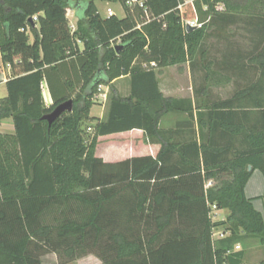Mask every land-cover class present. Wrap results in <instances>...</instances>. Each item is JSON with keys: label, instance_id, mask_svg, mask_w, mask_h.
I'll return each mask as SVG.
<instances>
[{"label": "trees", "instance_id": "1", "mask_svg": "<svg viewBox=\"0 0 264 264\" xmlns=\"http://www.w3.org/2000/svg\"><path fill=\"white\" fill-rule=\"evenodd\" d=\"M102 1L119 3L124 16H102L95 0H0V60L10 69L0 120L14 127L0 132V264H41L51 252L60 264L88 254L103 264H246V239L264 246V218L244 192L254 170L264 177V0H197L204 24L190 31L178 0H142L147 13L128 0ZM68 8L77 16L73 30ZM237 15L257 18L263 32L248 57L254 81L217 101L165 96L158 72L203 64L213 25L205 20ZM72 58L78 90L61 71ZM210 63L202 65L206 79L229 80ZM125 75L129 95L113 96L106 119L87 132L82 125L99 85ZM43 80L53 92L49 106ZM68 99L70 112L51 124L42 119ZM169 113L187 118L160 128ZM131 130L159 145L155 156L135 144L123 160L96 154L100 136ZM213 206L226 209L225 218L213 220ZM215 230L224 237L213 238Z\"/></svg>", "mask_w": 264, "mask_h": 264}, {"label": "rangeland", "instance_id": "2", "mask_svg": "<svg viewBox=\"0 0 264 264\" xmlns=\"http://www.w3.org/2000/svg\"><path fill=\"white\" fill-rule=\"evenodd\" d=\"M97 6L103 15L106 13V8L111 7L118 17L124 16L123 8L119 3L97 0ZM216 10L223 11V6L217 5ZM185 13V17H192L189 9H186ZM197 15L199 18L198 11ZM205 22H212L213 25L204 42L207 57L203 64L199 59L192 68L184 64L180 67H166L161 71L162 88L172 97H190L196 102L201 99H208L210 102L226 99L256 78L257 70L249 63L248 57L258 51L263 43V32L259 27L258 19L237 15L232 21L228 19L224 22L217 18L215 20L207 18ZM208 61H211L209 66L212 70L219 71L224 78L229 77V80L216 84L211 79H206V70L202 65L207 64ZM186 118L184 114H177L166 116L162 121L168 125L177 119ZM99 149L102 150V144ZM220 216L221 214H215L212 219L216 220ZM247 243L250 248L247 250L246 261L259 263L264 258V246L260 245L257 239Z\"/></svg>", "mask_w": 264, "mask_h": 264}, {"label": "crops", "instance_id": "3", "mask_svg": "<svg viewBox=\"0 0 264 264\" xmlns=\"http://www.w3.org/2000/svg\"><path fill=\"white\" fill-rule=\"evenodd\" d=\"M95 5L98 10L97 0H95ZM98 12L100 13L99 10ZM101 15L106 16V13L105 15L103 14ZM115 15H116V12H115ZM66 17H67L71 30L75 29L76 22H77V16L75 14V10L68 8L66 12ZM32 19H33L34 26L37 27V25L35 24L36 16H33ZM27 33L29 35V43H31L33 41V36L29 31ZM78 47L80 50H82L83 45L81 42H78ZM164 69L165 68H163L162 70ZM61 71L65 79L72 81L74 83L77 82L76 90H78L81 84L78 82L79 71H78V62L76 61V59L72 58V60H67V62L64 65H62ZM161 71L158 72L157 74L159 88L165 96H171V94L167 92L165 93L164 89L162 88V85L160 83ZM9 77H10V69L2 65L1 60H0V93H1L0 99L5 97L7 94L5 82L7 81ZM51 82L53 84V79H51ZM110 85H113L112 90L110 88ZM110 85H104V84L99 85V90L94 95V98H93L94 102L89 109L90 119L85 121L84 122L85 124L82 125L84 128L85 127L87 128L88 125L93 127L97 122L104 121L106 119L108 108L110 105V100L113 96L126 97L129 95L130 76L129 75L121 76L113 80ZM51 89H52L51 84H49L47 80H43L41 83V92H42L44 104L46 106H49L53 102V92ZM55 89L57 91V88H54V90ZM173 115H177V114L169 113L165 115L164 117L166 116L169 117ZM162 120L159 125L160 128L168 129V130L177 128L179 121H181L177 119L173 123H169L168 125H166L164 124ZM13 131H14V127H13L12 120L10 118L0 120V132L1 133H13ZM130 136L133 137V139L131 138L130 141L128 140L129 141L128 144H123L124 137L127 138ZM142 136H143V133L140 130H131L129 132L115 133V134H109L106 136H100L98 138V144L96 146V154L102 157L103 160L108 161V162L123 160L131 156V144H135L136 146L139 145V147L142 148L139 150L140 151L139 154H151L155 156L159 150V145L152 144L149 142L148 143L142 142ZM101 144H102V150L99 149ZM244 192L248 198H251L254 208L257 211H259L264 218V177L259 170H254L252 172L250 178L248 179L245 185ZM227 213L228 211L226 209L215 210V214H221V216L217 218L216 220L225 218ZM250 240L252 241L254 239H249V238L246 239V244H245L246 252H245L243 261L246 264H255V263H249L246 261L247 253H248L247 250L250 248L248 246L247 241H250ZM41 264H60V263L58 261L57 254L51 252V253H47L41 256ZM63 264H103V263L94 255L88 254L80 258H77L73 261L63 263ZM256 264H259V263H256Z\"/></svg>", "mask_w": 264, "mask_h": 264}, {"label": "built area", "instance_id": "4", "mask_svg": "<svg viewBox=\"0 0 264 264\" xmlns=\"http://www.w3.org/2000/svg\"><path fill=\"white\" fill-rule=\"evenodd\" d=\"M196 1L197 0H178V4L176 6V10L181 18V23H182V26H183V29L186 30V25H190V26H195V28H199L201 27L204 22L203 21H200L199 18H198V15H197V9H196ZM134 3H138V5L140 7L143 8V11L144 13H147V9L146 7L143 5V1L142 0H128L127 1V4L128 5H132ZM205 9V7H203ZM186 9H189L191 12H192V17L191 18H187L185 17L186 15ZM111 15H115V12L113 11V9L111 7H108L106 9V16H111ZM148 17V16H147ZM137 27L139 28L140 27V24L137 25ZM7 68H9V64H6L5 65ZM150 66H155V63L154 62H151L150 63ZM99 90V88H98ZM87 132H90L91 131V127H87L86 128ZM215 207L213 206L212 207V210L210 212V216L213 218V216L215 215ZM225 235V232L223 231H220V230H215L213 231V235L212 237L213 238H221V237H224ZM239 248V245H236V249Z\"/></svg>", "mask_w": 264, "mask_h": 264}, {"label": "water", "instance_id": "5", "mask_svg": "<svg viewBox=\"0 0 264 264\" xmlns=\"http://www.w3.org/2000/svg\"><path fill=\"white\" fill-rule=\"evenodd\" d=\"M29 22L33 23V19L29 18L28 19ZM195 28V26H190V25H186V30L190 31L193 30ZM121 45L117 44L115 46V49L120 48ZM72 110V100L68 99L64 102L59 103L58 105H56L52 111H50L49 113L45 114L42 119L46 120L48 122V124H51L56 118H58L62 113L64 112H70ZM248 170H251V165H248Z\"/></svg>", "mask_w": 264, "mask_h": 264}]
</instances>
